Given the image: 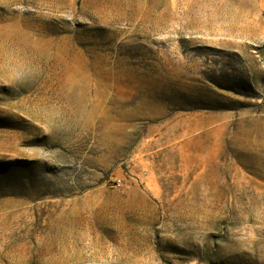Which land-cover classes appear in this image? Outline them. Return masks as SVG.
<instances>
[{"label": "rangeland", "instance_id": "1", "mask_svg": "<svg viewBox=\"0 0 264 264\" xmlns=\"http://www.w3.org/2000/svg\"><path fill=\"white\" fill-rule=\"evenodd\" d=\"M0 264H264V0H0Z\"/></svg>", "mask_w": 264, "mask_h": 264}]
</instances>
